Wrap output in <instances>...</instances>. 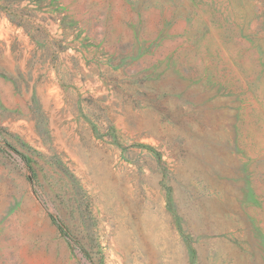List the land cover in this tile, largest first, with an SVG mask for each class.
Listing matches in <instances>:
<instances>
[{
	"label": "rangeland",
	"instance_id": "374dc122",
	"mask_svg": "<svg viewBox=\"0 0 264 264\" xmlns=\"http://www.w3.org/2000/svg\"><path fill=\"white\" fill-rule=\"evenodd\" d=\"M0 264H264V0H0Z\"/></svg>",
	"mask_w": 264,
	"mask_h": 264
}]
</instances>
